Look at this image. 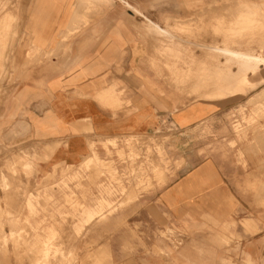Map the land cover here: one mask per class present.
<instances>
[{"label": "crops", "instance_id": "obj_1", "mask_svg": "<svg viewBox=\"0 0 264 264\" xmlns=\"http://www.w3.org/2000/svg\"><path fill=\"white\" fill-rule=\"evenodd\" d=\"M251 9L259 20L264 0H0V18L13 13L9 27L0 29V141L33 149L38 180L58 165L88 173L83 160L93 153L89 139H117V148L108 147L111 155L101 145L95 149L111 161L102 170L111 175L83 185L92 193L89 204L102 201L112 211L88 233L95 241L85 249L91 258L76 264H108L118 258L116 242L126 239L136 245L129 258L140 264L264 260L263 152L212 146L200 135L233 99L246 96L206 88L202 78L221 82L243 63L228 56L218 61L211 51H185L187 42L177 31L197 28L209 35L207 43L215 41L216 31L228 38L237 13L235 25L244 26ZM219 21L224 29L217 30ZM16 32L20 42H13ZM241 42L264 43V29ZM251 70L246 76H255L253 91L263 90L264 65ZM186 76L191 78L185 82ZM192 91L198 98L185 95ZM130 139L159 140L151 144L153 162L140 146L138 162H121L122 141ZM45 230L41 226L37 234ZM36 246L45 251L44 243ZM57 246L67 252L66 242ZM5 250L17 252L11 245ZM0 264L67 260L2 256Z\"/></svg>", "mask_w": 264, "mask_h": 264}, {"label": "rangeland", "instance_id": "obj_2", "mask_svg": "<svg viewBox=\"0 0 264 264\" xmlns=\"http://www.w3.org/2000/svg\"><path fill=\"white\" fill-rule=\"evenodd\" d=\"M259 11L262 14L259 16V20H250L251 22H247L244 26L235 25L241 18L237 13L236 22L233 23L232 27L233 31L227 28L225 32H230L231 36L227 38L225 37L227 35H223V32L218 33L216 31L215 41L210 43L206 42L209 35L205 33L204 36L200 32L202 30L197 28L193 29V33L192 31H177L187 42L185 51H211L217 60L227 56L235 58L237 63H241V61L243 63V69L237 73L245 72L246 74L247 71L252 69L249 66L251 62H246L247 54L256 58L264 56V43L242 44L241 42L246 37H253L257 31L264 29V25L262 26V22H260L264 18V12ZM12 17L13 15L9 17L8 25H10ZM8 25L7 27H9ZM187 29L191 30V28ZM21 36L20 33L16 32V35L13 36L16 39L13 42H20L22 40ZM247 47L251 48L252 51H246ZM257 50L259 53H257ZM241 55H244L242 59ZM256 61L253 63H256ZM186 77L188 79L184 78L185 82L191 78ZM202 80L206 88L212 87L221 90L231 88L232 90L225 92V94L240 93L239 95L246 96L242 100L233 99L232 104L219 114L216 124H208L202 128L200 132L201 139L210 140L212 146L244 148L252 154L256 153L254 151L256 149L259 150L258 153L262 154L263 152L264 154V89L258 92L253 91L256 87V84L253 83L255 76L240 78L236 74L224 76L221 82H216L215 77H205ZM185 95L188 98H198L195 91ZM164 127L168 128L166 125ZM161 139L163 140L164 136H161ZM109 143L112 145H109ZM151 144L155 146V144H159V140L148 139L144 142L141 141V143L137 139L122 141V149L119 155L121 162L128 160L129 162H138L141 156L136 150L140 147L146 148L147 161L153 162L149 160L152 153ZM98 145H101L109 155H111L109 146L118 147L117 139H115V142L114 140H103L101 138L95 141V138L91 137L88 141L89 151L96 154L97 157L92 153L84 158L83 169H87L88 173H74L71 171V167L58 165L51 174L43 175L37 180V170L34 165L37 158L33 154V149L32 151L21 150V148L16 149L0 141V259L2 256H6L8 259L30 261L52 259L57 261L67 260V264H76L81 258L84 260L91 258V253H87L85 249L95 241L90 239L88 233L102 226L106 220V214L112 211L111 205L102 201L89 204L87 201L92 193L88 191L89 189L83 187L87 183L94 184L95 180L102 177V175H111V173L102 171L107 169L106 164L111 163V161L99 157L95 150ZM159 146H156L157 153L161 155ZM123 149L127 153H124ZM260 164L264 166V156ZM110 179H112L111 176ZM71 182L75 183L74 189L70 188ZM105 194L108 193L105 192ZM100 195H104V192L101 191ZM92 206L95 207L90 208ZM23 212H26V216L24 220H21L20 216ZM38 216H48L51 221L44 225L47 222L46 220L38 222L32 220ZM41 226H46L44 232L46 234H37V228H41ZM6 228L9 231L8 235L5 234ZM66 231L67 235L65 234ZM65 242L67 243V252L59 251L57 244ZM37 243H44L45 251L34 250ZM9 245L17 252L6 251L5 249Z\"/></svg>", "mask_w": 264, "mask_h": 264}, {"label": "snow or ice", "instance_id": "obj_3", "mask_svg": "<svg viewBox=\"0 0 264 264\" xmlns=\"http://www.w3.org/2000/svg\"><path fill=\"white\" fill-rule=\"evenodd\" d=\"M223 27V22H217V28L221 29ZM239 35V34H236ZM231 38V37H230ZM257 64L264 65V59H260L256 61ZM261 87H264V81H261ZM261 208L264 210V201L261 203ZM261 224L264 225V217H262ZM262 231H264V227H262ZM136 251V245L130 239L126 240H118L116 242V250L114 254L118 257L115 260L109 261L108 264H140L139 261L130 259L129 255L134 254ZM123 255V258H119ZM248 264H264V260L259 262L257 261H249Z\"/></svg>", "mask_w": 264, "mask_h": 264}, {"label": "bare ground", "instance_id": "obj_4", "mask_svg": "<svg viewBox=\"0 0 264 264\" xmlns=\"http://www.w3.org/2000/svg\"><path fill=\"white\" fill-rule=\"evenodd\" d=\"M91 2V1H90ZM241 6V5H240ZM247 8V7H246ZM11 11L9 10V12H7L6 14H4L1 18H0V28L1 27H7V25H8V19H9V17H11V15H13V13H11ZM257 13H258V11H257ZM247 15H248V23L249 22H251V21H255L254 19H256V12L254 11V10H252L251 9V11H248L247 12ZM258 15V14H257ZM262 14H260L259 16H261ZM251 20V21H250ZM256 21H258V20H256ZM176 23V22H175ZM9 26V25H8ZM169 28V27H168ZM1 32V31H0ZM160 32V31H159ZM163 32V31H162ZM150 33V32H149ZM164 33V32H163ZM151 35V34H150ZM2 36V35H1ZM1 41V40H0ZM12 46V45H11ZM9 48V47H8ZM7 49V48H6ZM226 51V50H225ZM223 52V51H222ZM227 52V51H226ZM228 52H230V51H228ZM225 53V52H224ZM232 53H234V52H232ZM227 54V53H226ZM232 55H234V54H232ZM236 55H238V54H236ZM240 55V54H239ZM246 55V54H245ZM240 57V56H239ZM242 57H244V55L242 56L241 55V58ZM247 59V61L246 62H248L249 63V61L251 62V63H249V66L252 68V70H255L256 69V66H257V63H253L255 60H260L259 58L257 59L256 57H254V56H250V55H248L247 54V57H246ZM229 66V65H228ZM249 68V67H248ZM5 70V69H4ZM228 74V73H227ZM226 74V75H227ZM230 74V73H229ZM237 75L240 77V78H244V77H247L246 76V74H245V72H243V73H241V72H239V73H237ZM4 79V78H3Z\"/></svg>", "mask_w": 264, "mask_h": 264}]
</instances>
